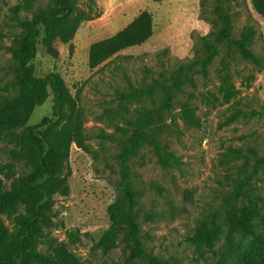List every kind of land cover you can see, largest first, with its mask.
<instances>
[{
  "label": "rangeland",
  "instance_id": "obj_1",
  "mask_svg": "<svg viewBox=\"0 0 264 264\" xmlns=\"http://www.w3.org/2000/svg\"><path fill=\"white\" fill-rule=\"evenodd\" d=\"M50 0H0V105L19 95L13 75V45L22 34L21 23ZM200 0H79L93 20L84 22L68 45L56 44L58 57L41 46L31 63L37 77L58 74L83 117L80 144L71 146L61 176L67 195L53 197L44 236L35 251L48 254L62 248L79 264H148L132 254V244L121 229L114 247L104 255L93 247L109 227L106 213L120 185L117 156L130 124L154 98L123 100L133 89L167 79L180 65L203 55L202 43L214 30L210 2L201 15ZM233 39L253 33L244 59L223 43L205 72L196 68L185 77L182 91L154 128L168 166L158 162L146 143L130 163L133 189L138 194L137 222L143 250L168 264H237L251 237L234 233L228 215L249 212L251 227L264 234V166L236 200L234 188L264 159V20L250 0H225ZM148 11L153 35L141 46L120 52L97 68L88 66L92 43L106 39ZM52 95L32 113L23 127L0 137V178L5 188L28 176L30 167L15 160L13 151L28 126L49 118ZM188 110L193 122L185 117ZM64 123L59 122L57 128ZM20 204L1 217L10 235L18 232L15 217L25 213ZM123 227V225H122Z\"/></svg>",
  "mask_w": 264,
  "mask_h": 264
},
{
  "label": "trees",
  "instance_id": "obj_2",
  "mask_svg": "<svg viewBox=\"0 0 264 264\" xmlns=\"http://www.w3.org/2000/svg\"><path fill=\"white\" fill-rule=\"evenodd\" d=\"M167 0H152L161 3ZM79 0H50L44 7L32 11L29 20L21 23L22 34L13 45V75L19 87V95L11 102L0 105V137L23 127L34 110L52 95V113L58 117L55 123L44 118L34 126L25 127L13 151L15 160L30 167L27 177L15 180L10 188H5L0 178V264H79L78 260L62 248L48 254L35 251V243L44 236V226L49 222L53 197L66 196L68 191L65 180L61 178L65 163L69 159L71 146L80 144L83 130L82 113L77 107L63 79L55 73L37 77L31 63L35 60L39 46L45 54L58 57L56 44L68 45L74 39L81 24L93 20L94 16L80 8ZM212 2L214 30L203 39L200 58L189 64L178 66L169 77L153 79L150 85L133 89L123 100L154 98L161 94L160 103L141 111L130 124L128 135L121 142L117 156L120 185L115 189L113 202L106 213L109 227L93 247L104 255L114 247L116 234L123 229L132 244V254L148 264H168L156 256L146 253L140 243V226L137 222L139 199L133 189L130 163L139 150L149 143L163 168L168 166L169 154L163 153L154 128L163 114H170L173 100L182 91L185 77L196 68L205 72L217 53V47L225 43L235 48L246 60L254 56L248 49L253 33L248 30L240 39L231 36V16L225 7V0H200L201 15ZM256 14L264 20V0H250ZM153 16L148 11L137 15L129 24L114 35L92 43L88 51V66L97 68L120 52L141 46L153 35ZM184 115L191 122L193 117L188 110ZM64 123L57 128L59 122ZM264 159H257L251 173L232 191L229 199L236 200L242 195L260 168ZM25 205V213L15 217L18 232L10 235L1 217L9 215L18 205ZM231 231L250 236L251 241L239 255L237 264H264V234H259L250 225L251 213L238 216L234 211L228 215ZM123 225V227H122ZM220 264H225L223 259Z\"/></svg>",
  "mask_w": 264,
  "mask_h": 264
}]
</instances>
